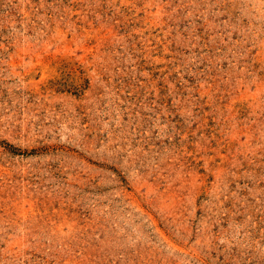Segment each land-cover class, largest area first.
Listing matches in <instances>:
<instances>
[{
	"label": "rangeland",
	"instance_id": "374dc122",
	"mask_svg": "<svg viewBox=\"0 0 264 264\" xmlns=\"http://www.w3.org/2000/svg\"><path fill=\"white\" fill-rule=\"evenodd\" d=\"M0 264H264V0H0Z\"/></svg>",
	"mask_w": 264,
	"mask_h": 264
}]
</instances>
